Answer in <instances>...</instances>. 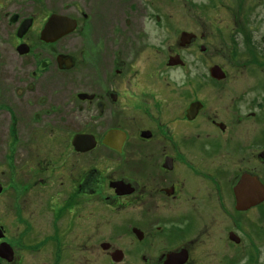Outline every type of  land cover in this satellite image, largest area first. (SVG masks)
<instances>
[{"label": "flooded vegetation", "instance_id": "af4514ba", "mask_svg": "<svg viewBox=\"0 0 264 264\" xmlns=\"http://www.w3.org/2000/svg\"><path fill=\"white\" fill-rule=\"evenodd\" d=\"M18 1L0 264H264V0Z\"/></svg>", "mask_w": 264, "mask_h": 264}, {"label": "water", "instance_id": "95a60500", "mask_svg": "<svg viewBox=\"0 0 264 264\" xmlns=\"http://www.w3.org/2000/svg\"><path fill=\"white\" fill-rule=\"evenodd\" d=\"M66 16L58 13V14H51L50 18L47 20V23L44 25V29L42 30V36L48 35V34H52L53 30H57V25L60 27L61 25H63L66 20H65ZM27 20H25L26 22ZM29 23H22V25L18 28L19 29V34H23L26 32L27 27H28Z\"/></svg>", "mask_w": 264, "mask_h": 264}, {"label": "rangeland", "instance_id": "374dc122", "mask_svg": "<svg viewBox=\"0 0 264 264\" xmlns=\"http://www.w3.org/2000/svg\"><path fill=\"white\" fill-rule=\"evenodd\" d=\"M14 2H19V1L18 0H7V5H9V10L10 11H12L15 6H17V3H14ZM11 3H12V5H11Z\"/></svg>", "mask_w": 264, "mask_h": 264}]
</instances>
